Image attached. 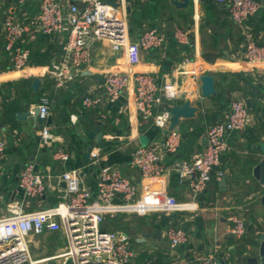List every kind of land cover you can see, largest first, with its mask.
<instances>
[{"label": "crops", "instance_id": "1", "mask_svg": "<svg viewBox=\"0 0 264 264\" xmlns=\"http://www.w3.org/2000/svg\"><path fill=\"white\" fill-rule=\"evenodd\" d=\"M16 1L0 0V132L7 140L6 159L0 162V215L6 214L11 199L19 197V174L27 161H35L47 174L49 187L41 201L26 208L63 201L59 189L65 183L58 184V175L84 165L86 182L94 194L98 170L105 164L120 165L141 189L142 173L131 165V153L138 145L161 140L163 131L152 120L140 117L135 107V82L117 102L106 101L99 107H89L82 98L88 91L103 93L105 77L116 70L132 76L147 72L161 82L173 80L180 84L179 96L166 98L162 107L171 109L174 104L189 99L199 109L192 119L181 118L177 126L181 144L174 154L164 155L166 170L150 182L148 199L157 204L156 209L138 213L124 208L122 199L117 198L105 214L103 227L129 236L135 256L127 264H171L177 260L199 264L206 255H215L221 262L240 263L241 255H253L257 240L264 235V209L252 170L264 156V62L244 59V35L232 21L227 5L216 0L197 3L190 0L186 7L171 0H126L130 7V40L156 28L165 36L164 45L153 49L136 47L128 52L124 48L115 50L107 40H93L82 73L56 88L49 68L65 52L64 34L26 33L18 46L29 50L28 66L15 69L12 65L11 54L4 47L3 16L5 8ZM73 1L83 3V0ZM258 1L263 6L247 19V26L255 40L264 44V0ZM37 7L38 2L32 1L17 8L19 20L34 15ZM176 28L186 31V37L179 40ZM209 73L216 79V90L210 97H203L199 77ZM35 78L40 80L38 88L32 83ZM44 94L51 101L53 139L49 145H43L40 139L47 122L40 123L33 116L17 117L18 112L33 110ZM237 98L244 101L250 115L243 130L228 135V149L218 166L225 177L214 176L205 191L193 196L188 180L180 181V162L191 160L202 151L208 128L227 117L232 100ZM99 124L100 144L89 137ZM90 145L104 149L99 163L86 161L84 153ZM57 150L67 151L70 158L65 161L54 157ZM160 192L176 197L179 205L174 209L164 208ZM232 211L242 213L245 218L247 230L241 238L231 233L228 216ZM171 228H182L187 233V240L175 249L169 246L167 231ZM158 231V238L141 239L144 232ZM30 238L33 255L39 259L63 253L69 244L64 227L31 234ZM62 263L63 259L59 258L46 264Z\"/></svg>", "mask_w": 264, "mask_h": 264}, {"label": "built area", "instance_id": "2", "mask_svg": "<svg viewBox=\"0 0 264 264\" xmlns=\"http://www.w3.org/2000/svg\"><path fill=\"white\" fill-rule=\"evenodd\" d=\"M37 1L38 11L28 19L19 20L17 8L28 2ZM197 3L198 0H193ZM228 7L230 17L242 30L245 40L244 59L253 63L264 62V44L255 40L247 26V19L257 14L262 3L258 0H216ZM119 6H113L108 0H17L5 8L3 16L4 47L11 54L12 65L22 69L30 61L29 50L18 46L26 33H43L46 35H65V52L60 59L53 61L49 74L56 88H61L75 80L83 70L90 57L93 40H107L113 48L126 49L131 52L136 47L141 49L161 48L165 36L156 28L142 32L131 41L128 25L126 0H119ZM179 40L186 37V31L176 28ZM198 78V75H196ZM104 92L88 91L83 95V102L89 107H99L106 101L117 102L124 91L135 82V107L144 120L163 131L161 140L145 145H138L131 153V165L142 173L143 184L139 189L137 183L117 164H105L98 170L94 194L86 182L85 165L64 170L58 175V184L65 183L59 189L65 198L53 205L26 208L35 201H41L49 187L48 176L44 174L35 161H27L20 171L18 187L20 195L8 202L6 214L0 215V264H46L50 260L63 259L62 264L70 260L73 264H127L135 256L129 244V236L103 227L105 214L112 209L117 198L122 199L124 208L145 214L156 209L157 204L148 199L150 182L166 170L163 161L167 153L174 154L181 144L178 130L170 128V109L162 107L165 99L177 98L180 84L176 81H159L155 75L137 72L131 75L116 70L105 77ZM50 100L44 94L37 103L39 117L50 115ZM248 107L240 98L231 102L227 117L213 123L207 130L206 141L202 151L191 160H182L179 165L180 181L188 180L194 195L205 191L216 176L225 177V172L218 166L228 149L227 138L230 132L243 130L249 119ZM43 145H49L53 139L50 124L45 123L40 132ZM7 140L0 132V162L6 158ZM103 148L93 147L90 163L96 164L103 157ZM54 157L68 160L69 153L57 150ZM144 181H147L146 183ZM162 206L174 209L179 205L176 197L160 192ZM231 233L241 238L247 230L242 213L232 211L228 216ZM68 231L69 244L65 252L47 258H35L31 250V234L43 231ZM169 246L173 249L187 240V233L182 228L167 231ZM68 261V262H67ZM171 264H184L177 260ZM199 264H243L219 261L215 255L202 257Z\"/></svg>", "mask_w": 264, "mask_h": 264}, {"label": "water", "instance_id": "3", "mask_svg": "<svg viewBox=\"0 0 264 264\" xmlns=\"http://www.w3.org/2000/svg\"><path fill=\"white\" fill-rule=\"evenodd\" d=\"M175 5L186 7L189 6L190 0H171ZM113 6H119L118 1H111L110 2ZM130 9V7H129ZM128 9V11H129ZM200 90H201V96L203 97H210V95H213L216 90L215 81L216 79L212 74H202L200 75ZM33 86L35 88H38L40 85V80L38 78H35L33 80ZM264 90V89H263ZM199 109V106L193 104L192 100L186 99L183 103H177L174 104L170 109V114L172 116L171 118V129L177 130V126L180 123L181 118L185 119H192L194 117L196 111ZM26 116H33L37 120L40 121V123H43L45 119L39 117V108L36 106L33 110H26L24 112H18L17 117L19 119H25ZM47 123L50 124L52 122L51 116H48L46 118ZM102 133H101V126L96 125L89 133V137L96 141L98 144H100V141L102 139ZM93 146L90 145L87 147L86 152L84 153V156L86 158V161H90V152L92 150ZM253 176L257 181V188H258V197L259 202L261 206L264 209V156L262 159L253 167ZM160 234V231L157 233L155 232H144L142 234V240H146L147 238H158ZM256 251L251 256H240L238 257V261L240 263L244 264H264V235L261 236L257 242H256ZM67 264H73V262L70 260Z\"/></svg>", "mask_w": 264, "mask_h": 264}, {"label": "rangeland", "instance_id": "4", "mask_svg": "<svg viewBox=\"0 0 264 264\" xmlns=\"http://www.w3.org/2000/svg\"><path fill=\"white\" fill-rule=\"evenodd\" d=\"M128 25H129V31H130L131 25H130V23H129V22H128Z\"/></svg>", "mask_w": 264, "mask_h": 264}, {"label": "trees", "instance_id": "5", "mask_svg": "<svg viewBox=\"0 0 264 264\" xmlns=\"http://www.w3.org/2000/svg\"><path fill=\"white\" fill-rule=\"evenodd\" d=\"M159 264H166V263H164V262H161V263H159Z\"/></svg>", "mask_w": 264, "mask_h": 264}]
</instances>
